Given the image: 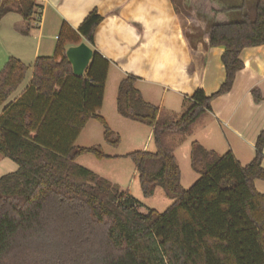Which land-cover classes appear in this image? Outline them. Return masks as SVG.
<instances>
[{
	"label": "trees",
	"instance_id": "trees-1",
	"mask_svg": "<svg viewBox=\"0 0 264 264\" xmlns=\"http://www.w3.org/2000/svg\"><path fill=\"white\" fill-rule=\"evenodd\" d=\"M248 1L185 0L200 16L211 17L208 45L224 48L225 80L211 96L196 90L185 98L179 118L146 102L134 77L118 86V114L151 130L155 153L128 157L145 198L161 188L173 201L163 213L140 214L136 200L76 163L85 154L105 158L98 148L72 145L91 119L105 127L108 143H118L97 114L109 61L91 48L103 20L96 11L76 32L62 28L60 60L37 57L29 87L4 105L28 70L13 57L7 60L0 71V158L18 169L0 178V264H264V195L254 188L255 180L264 181V131L246 166L230 151L219 155L194 142L191 169L199 179L188 190L181 187L174 150L166 143L171 134H189L212 99L231 90L243 69V49L264 45V0H251L254 18L247 14ZM37 9L34 0H0V21L17 11L28 22ZM79 38L93 52L81 77L73 75L64 46L79 45Z\"/></svg>",
	"mask_w": 264,
	"mask_h": 264
},
{
	"label": "crops",
	"instance_id": "crops-1",
	"mask_svg": "<svg viewBox=\"0 0 264 264\" xmlns=\"http://www.w3.org/2000/svg\"><path fill=\"white\" fill-rule=\"evenodd\" d=\"M34 1L39 9L30 21L25 22L17 11L0 21V71L10 57L28 68L4 105L17 100L29 87L37 57L60 60L57 47L62 42V28L76 32L93 11L103 20L94 32L91 48L109 61L106 82L112 70L118 85L127 76L134 77L142 98L159 113L165 110L164 114L171 116L170 112L181 110L185 98L196 90L211 96L225 80L224 48L209 47L208 19L196 20L187 12L184 0ZM26 27L28 33L21 34ZM78 42L85 43L82 38ZM64 46L76 45L65 41ZM240 60L243 69L236 74L231 90L212 99L210 111L187 135L200 128L204 146L196 141L198 144L219 155L230 151L246 166L254 158L258 135L264 131V45L243 49ZM17 169L12 161L0 158V178ZM254 188L264 195V181L255 180Z\"/></svg>",
	"mask_w": 264,
	"mask_h": 264
},
{
	"label": "rangeland",
	"instance_id": "rangeland-1",
	"mask_svg": "<svg viewBox=\"0 0 264 264\" xmlns=\"http://www.w3.org/2000/svg\"><path fill=\"white\" fill-rule=\"evenodd\" d=\"M226 5H240L241 0H215ZM249 0L247 14L254 18V2ZM185 2V0H184ZM186 4V2H185ZM187 5V4H186ZM187 12L198 20L203 16L198 14L194 5H187ZM234 18L235 14L230 18ZM195 18V19H196ZM208 25L211 24V17ZM232 18V19H233ZM196 19V20H197ZM104 97L98 115L104 120L107 127L118 137L117 144H110L105 140V127L97 120L91 119L73 142L76 148H98L105 156L97 159L93 154H85L76 160V163L92 173L110 181L122 193H127L139 203V213L147 214L150 210L163 213L173 201L167 199L161 188H156L153 195L145 198L141 192L138 174L129 154L137 151L155 153L156 148L148 127L121 117L116 109L117 78L113 70L109 73L105 85ZM186 108L170 112L174 118H179ZM165 113V110H162ZM198 141L203 145L200 128H195L191 135L171 134L166 138V143L173 148L177 166L180 170V184L184 190H188L199 179L191 169L190 153L192 144ZM204 146V145H203Z\"/></svg>",
	"mask_w": 264,
	"mask_h": 264
},
{
	"label": "water",
	"instance_id": "water-1",
	"mask_svg": "<svg viewBox=\"0 0 264 264\" xmlns=\"http://www.w3.org/2000/svg\"><path fill=\"white\" fill-rule=\"evenodd\" d=\"M92 50L85 43L70 47L66 50L65 56L72 67L75 76H83L86 68L92 59Z\"/></svg>",
	"mask_w": 264,
	"mask_h": 264
}]
</instances>
